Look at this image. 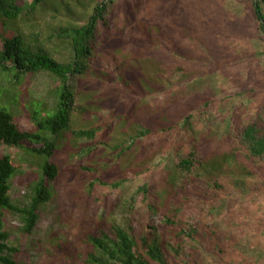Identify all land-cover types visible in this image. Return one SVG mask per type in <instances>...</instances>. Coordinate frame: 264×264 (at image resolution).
I'll return each mask as SVG.
<instances>
[{"label":"rangeland","instance_id":"374dc122","mask_svg":"<svg viewBox=\"0 0 264 264\" xmlns=\"http://www.w3.org/2000/svg\"><path fill=\"white\" fill-rule=\"evenodd\" d=\"M134 1L113 0L111 23L116 27L108 31L110 37L115 35L121 41L119 56H125L130 64L119 66L116 72L109 69L111 82L80 77L70 82L77 94L76 105L84 103L79 96L90 98L88 112L72 113L70 131L98 128L95 135L90 141L75 140L67 131L57 140L55 162L60 174L50 185L51 200L41 207L37 226L30 235H21L19 217L4 211V228L10 234V244L18 249V264L81 263L75 259L77 251H84L79 238L98 219L122 223L129 217L137 224L147 220L151 205L158 208L155 215H150L157 224L162 216L160 205L165 202L184 221L213 226L227 243L224 255L215 249L198 255L202 264H264V195L238 197L232 191L217 192L201 179L195 184L186 182L176 172L179 161L191 151L187 135L182 132L152 134L141 141L140 135L136 137L140 132V64L135 68L132 53H136L140 41H134L132 34L136 32L131 33L129 25L121 34L123 10ZM139 1L142 8L135 14V23L144 24L141 29L149 26L146 28L152 35L149 39L144 33V46L155 45L159 62L168 64L178 56L198 68L199 75L181 86L192 97L202 93L210 97L207 110L213 127L202 121L193 124L200 134L221 139L220 148L227 151L237 130L264 107L263 37L250 0ZM53 3L55 10L62 8L60 0ZM35 13L34 20H22L21 30L29 33L34 25L36 29L31 32L40 33L38 39L44 47L62 57L67 53L66 46L48 39V28H56L61 18H46L48 14L40 9ZM164 52L170 53L172 60ZM14 74L13 70L0 72V107L17 124L31 129L35 120L49 114L59 83L48 74H25L15 82ZM165 99V95H156L147 103L155 108ZM125 141L133 143L130 149H124ZM0 156L9 157L16 167L10 180L12 201L27 203L45 158L3 143ZM144 159L148 160L146 167L140 165ZM182 180L188 183L187 198L178 204L172 194L180 192ZM143 186L145 190H139ZM169 191L171 196L166 200L163 193Z\"/></svg>","mask_w":264,"mask_h":264},{"label":"trees","instance_id":"16d2710c","mask_svg":"<svg viewBox=\"0 0 264 264\" xmlns=\"http://www.w3.org/2000/svg\"><path fill=\"white\" fill-rule=\"evenodd\" d=\"M53 2L0 0V72L15 71V82L25 74H48L59 83L55 104L51 109L47 107L49 114L35 120L31 129L17 124L10 113L0 107V143L45 158L39 179L30 187L28 202L18 204L10 197V180L16 173V167L9 157L0 156V264H18L19 254L17 247L10 244V234L4 228V211L19 217L21 235H30L37 226L41 207L51 200L50 185L60 174V167L55 162L57 140L68 131L75 140L90 141L98 130L70 131L72 113L88 112L90 106L88 95L79 96L84 98V103L76 105L77 94L72 89L71 80L80 77L111 82L109 69L116 72L119 66L130 64L125 56H119L121 41L108 34L111 27H116L111 23V18H114L110 8L113 0H60L62 8L58 10L52 6ZM250 5L263 37L264 56V0H250ZM141 8V2L137 0L123 10L124 27L121 30L122 34L129 25L131 33L136 32L132 34L134 41H140V49L136 48V53H132L135 68L140 64V132L136 137L140 135L141 141L152 134L173 130L182 132L187 135L191 151L179 161L176 172L181 173L185 181L195 184V180L201 179L217 192L232 191L238 197L263 196L264 107L237 130L227 151L221 150V139L197 132L193 121H202L213 127L207 110L211 100L206 93L190 96L181 83L198 76L199 70L178 56L168 64L157 60L155 45L151 43L145 47L142 42L144 33L149 39L152 37L151 29L146 28L149 26L141 29L144 24L134 20ZM38 9L48 14L46 18H61L56 28H48V39L66 46L67 53L62 57H59L60 53L54 55L44 47L38 39L40 33L31 32L36 29L34 25L31 24L29 33L21 30L22 20H34ZM163 55L172 60L170 53L164 52ZM156 95H165V102L151 108L147 99ZM125 143L124 149L133 145ZM214 143L216 145L211 148ZM141 162L140 165L145 167L148 164L146 159ZM183 182L180 192L172 194L178 204L187 198L185 187L188 183ZM139 190L144 191L145 187ZM163 194L166 200L171 196L170 191ZM152 208L148 205L147 220L137 224L129 217L122 223L108 221L105 217L98 219L79 238L80 249L84 251H77L75 255V259L81 261L78 264H202L197 256L204 251L215 249L219 255L226 254L227 243L213 226L184 221L173 214L177 210L169 209L166 202L160 205L162 216L155 224L154 216L150 215H155L158 208H153L154 211Z\"/></svg>","mask_w":264,"mask_h":264}]
</instances>
